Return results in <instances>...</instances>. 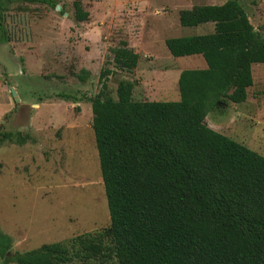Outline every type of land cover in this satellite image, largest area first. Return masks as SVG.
Returning a JSON list of instances; mask_svg holds the SVG:
<instances>
[{
  "label": "rangeland",
  "instance_id": "rangeland-1",
  "mask_svg": "<svg viewBox=\"0 0 264 264\" xmlns=\"http://www.w3.org/2000/svg\"><path fill=\"white\" fill-rule=\"evenodd\" d=\"M55 5L2 0L0 15V137L22 131L24 144L0 142V230L25 253L111 226L88 97L172 98L180 69L200 54L176 57L166 39L209 33L214 23L183 26L180 12L226 0H54ZM264 37V0H240ZM77 6L89 12L76 17ZM201 58V59H200ZM248 98L223 97L207 124L264 155V63L253 66ZM15 88L17 96L11 90ZM81 98L73 102L58 94ZM17 98L19 100H17ZM110 243V239L106 238ZM8 252L9 256L12 250ZM94 258L86 264H114ZM0 264L5 263L0 252ZM68 264H82L75 259Z\"/></svg>",
  "mask_w": 264,
  "mask_h": 264
},
{
  "label": "trees",
  "instance_id": "trees-1",
  "mask_svg": "<svg viewBox=\"0 0 264 264\" xmlns=\"http://www.w3.org/2000/svg\"><path fill=\"white\" fill-rule=\"evenodd\" d=\"M2 6L0 0V15ZM88 16L77 6L78 20ZM180 22L214 23L212 32L166 39L172 55L201 54L208 64L181 72L180 100H134L125 83L118 99L87 98L110 229L25 253L14 252L10 236L0 230L5 263L86 264L102 257L115 258L114 264H264V155L206 122L223 97L247 100L253 65L264 63V37L240 0L183 9ZM31 138L9 131L0 142Z\"/></svg>",
  "mask_w": 264,
  "mask_h": 264
},
{
  "label": "crops",
  "instance_id": "crops-1",
  "mask_svg": "<svg viewBox=\"0 0 264 264\" xmlns=\"http://www.w3.org/2000/svg\"><path fill=\"white\" fill-rule=\"evenodd\" d=\"M209 23H213V22H209ZM214 31V30H213ZM195 55V54H194ZM198 55V54H197ZM201 55V54H200ZM201 59V58H200ZM254 66V65H253ZM208 67V64L206 62V60L204 59H201L197 64H195L193 66V68H207ZM184 69H180L179 72L177 73V75L175 76L174 80H177L178 81V85H179V78H180V75H181V72L183 71ZM172 86V89H173V93H172V98H168V99H164V101H178L180 100L181 98V95H180V90L178 87H176L175 85H171ZM151 101H154V100H151ZM156 101H162V100H157ZM71 103H73L71 101Z\"/></svg>",
  "mask_w": 264,
  "mask_h": 264
},
{
  "label": "water",
  "instance_id": "water-1",
  "mask_svg": "<svg viewBox=\"0 0 264 264\" xmlns=\"http://www.w3.org/2000/svg\"><path fill=\"white\" fill-rule=\"evenodd\" d=\"M61 8H62L61 5H57V9H58V10H61ZM255 30L258 31L257 28H255ZM11 92H12V94H13L14 97L17 96V91H16L15 88H12ZM17 100H19V99L17 98Z\"/></svg>",
  "mask_w": 264,
  "mask_h": 264
}]
</instances>
